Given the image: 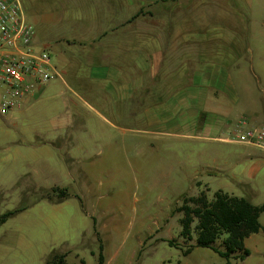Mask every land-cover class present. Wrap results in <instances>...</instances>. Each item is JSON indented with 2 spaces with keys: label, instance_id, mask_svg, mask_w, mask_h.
Wrapping results in <instances>:
<instances>
[{
  "label": "crops",
  "instance_id": "crops-1",
  "mask_svg": "<svg viewBox=\"0 0 264 264\" xmlns=\"http://www.w3.org/2000/svg\"><path fill=\"white\" fill-rule=\"evenodd\" d=\"M33 1L30 12L21 3L34 45L50 55L58 75L0 116V216L26 207L0 228V264L43 255L46 264L57 255L68 264L72 254L85 263L80 249L98 235L84 206L101 192L91 183L114 178L123 159L139 165V136L151 151L161 137L180 142L183 156L169 149L163 172V189L181 198L172 211L179 223L175 210L185 197L224 192H214V178L240 187L256 179L264 151L230 139L244 120L245 128L264 125V93L248 66L252 41L264 40V18L257 30L251 14L262 1ZM243 86L256 89L255 100L248 102ZM214 144L239 148L242 170L218 166ZM176 171L180 178H172ZM55 189L70 196L58 200Z\"/></svg>",
  "mask_w": 264,
  "mask_h": 264
},
{
  "label": "rangeland",
  "instance_id": "rangeland-1",
  "mask_svg": "<svg viewBox=\"0 0 264 264\" xmlns=\"http://www.w3.org/2000/svg\"><path fill=\"white\" fill-rule=\"evenodd\" d=\"M21 1L27 12H30L35 6L33 0ZM45 1H42V4H45ZM204 1H209L214 5V0ZM259 1L264 3V0ZM165 3L166 0H161L159 4L164 6ZM154 8H150V10H154ZM254 9L251 12L252 23L258 30L263 21L261 18H264V7L255 6ZM238 10H240L239 13L242 12L241 7ZM211 32H214L213 27L209 28L208 34L212 35ZM252 45L254 48L250 58L252 67L250 63L247 65L252 69L251 81L263 95L264 40L261 42L252 41ZM247 58L249 59V56ZM233 72L237 74V71ZM243 89L245 92L247 91L248 102L255 100V88L243 86ZM240 93L242 95L241 105L246 104V98L243 96L245 94L242 93L241 89ZM86 120L91 125H99L93 116H89ZM0 125H3V122L0 121ZM126 138V135H121L118 140L125 141ZM142 138L139 136L137 157L139 165L135 166L133 163L131 167L130 160L127 162L123 159L121 169L114 178L110 179L102 175L97 177L96 182L91 183L95 190L99 189L101 192L87 197L84 200V206L92 217L90 220L92 225H97L98 235L90 241L84 250L80 249L84 264H99L100 253L106 259L118 253L119 258L115 264H264V231L245 241V247L250 251V256L244 260L234 259L228 263L214 251L199 247H193L188 255L184 254L183 251H187V247L195 246L197 239L195 224L192 240L184 243V240L180 238L181 226L178 222L180 215L172 216V211L180 203L181 198L163 189L164 161L169 159V149L171 152L183 156L182 152L179 151L180 142L177 143L161 137L156 143L157 149L151 151L147 149L148 145L144 139L146 136L143 138L144 140ZM173 146L175 148H172ZM216 152L217 161L215 163L218 166L234 171L242 170L245 163L241 161L240 152L242 151L239 148L214 144V153ZM131 156L134 158V151L132 155L130 151L128 152V158ZM207 161L209 160L206 157L204 162ZM175 177L180 178L177 171L172 178ZM182 183L181 190H187L189 188L188 182L183 181ZM217 188L227 193L232 192L236 197L245 198L254 206H263L264 167L249 186L240 187L229 177H219L214 178V192L219 190ZM212 197L208 195L209 199ZM33 200V198L29 199V201ZM11 203L16 208L19 206V202L17 205L15 204L14 198L11 199ZM33 213L30 214V218H33ZM260 222L264 228V212L261 214ZM226 237L227 235H224L216 244L219 246ZM169 240H177L182 246L180 249L171 247L165 242ZM47 258L48 256L45 257L44 255L43 259L37 256L35 260L22 261L18 264H46ZM67 262L68 264H79V260H76L73 254L68 257Z\"/></svg>",
  "mask_w": 264,
  "mask_h": 264
},
{
  "label": "trees",
  "instance_id": "trees-1",
  "mask_svg": "<svg viewBox=\"0 0 264 264\" xmlns=\"http://www.w3.org/2000/svg\"><path fill=\"white\" fill-rule=\"evenodd\" d=\"M52 192L57 194L58 200L70 196L66 190L55 189ZM25 209L26 207L23 206L0 216V228L9 218ZM175 212L182 215L180 238L184 240V243L192 240L195 224L196 243L195 246L187 247V251H183L185 255H188L193 247H199L214 251L228 263L234 259L244 260L250 256V251L245 247V241L264 231L260 222L264 205L254 206L245 198L232 196L222 191L215 192L212 199H209L204 192L198 196L185 197ZM224 235L227 237L218 246L217 241ZM165 242L177 249L182 246L177 240ZM98 262L104 264L102 253L99 255ZM48 264H66V256H54Z\"/></svg>",
  "mask_w": 264,
  "mask_h": 264
},
{
  "label": "built area",
  "instance_id": "built-area-1",
  "mask_svg": "<svg viewBox=\"0 0 264 264\" xmlns=\"http://www.w3.org/2000/svg\"><path fill=\"white\" fill-rule=\"evenodd\" d=\"M35 29L20 0H0V116L58 75L50 55L34 45ZM238 126L231 142L264 151V125Z\"/></svg>",
  "mask_w": 264,
  "mask_h": 264
}]
</instances>
